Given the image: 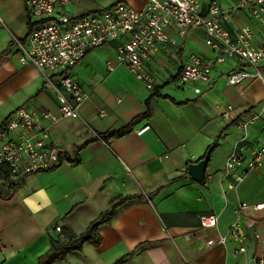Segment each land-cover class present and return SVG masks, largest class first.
<instances>
[{
    "label": "crops",
    "instance_id": "crops-1",
    "mask_svg": "<svg viewBox=\"0 0 264 264\" xmlns=\"http://www.w3.org/2000/svg\"><path fill=\"white\" fill-rule=\"evenodd\" d=\"M118 0H69L64 12L71 16L105 9ZM141 8L145 0H124ZM205 10L211 0H200ZM232 10L227 31L248 26L253 42L264 37V26L248 13L235 10V0H216ZM29 16L24 0H0V124L17 106L48 109L57 121L43 118L40 128L69 158L77 151V163L28 174L10 199L0 197V264H36L50 246V237L66 239L79 235L116 196L138 195L120 206L110 221L98 229L99 246L84 244L53 264H264V208L238 210L242 201L264 203V160L244 180L229 188L222 180L228 154L241 137L240 129L221 114L228 107L234 117L261 112L264 116V81L245 80L231 86L222 77L214 85L195 93L180 87L179 68L191 54L210 57L201 27L181 37L168 29L177 45L163 44L146 62L153 77L147 89L115 59L116 43L91 49L73 68V75L87 98L79 107V118L63 117L55 94L44 87L41 74L30 64L21 65L11 52V34L25 39ZM235 60L216 66L214 74L227 72ZM264 77V64L260 67ZM178 83V82H177ZM155 89V90H154ZM159 95H153V92ZM122 136H107L122 129L146 111ZM212 148L203 182L192 180L187 165L200 160ZM264 135L258 123L248 129V142L256 145ZM80 147L78 150L77 148ZM0 183H2L0 181ZM0 189L5 188L0 184ZM214 213L213 228L200 225L202 214ZM59 225V232L54 227ZM237 226V231L232 226ZM220 237L224 240L218 243ZM208 240L214 243L207 245Z\"/></svg>",
    "mask_w": 264,
    "mask_h": 264
},
{
    "label": "built area",
    "instance_id": "built-area-1",
    "mask_svg": "<svg viewBox=\"0 0 264 264\" xmlns=\"http://www.w3.org/2000/svg\"><path fill=\"white\" fill-rule=\"evenodd\" d=\"M69 0H24L30 28L25 39L11 34L10 50L17 55L21 65L30 64L41 74L44 87L55 94L61 116L79 118V107L87 95L73 75V68L93 48L116 43L115 59L147 89H153L155 77L148 73L145 64L163 44L177 45L168 29L184 37L189 29L201 27L205 31V44L214 54L202 57L191 54L176 74L180 87L201 93L214 85L217 78H224L231 86H240L245 80L264 77L260 67L264 64V37L253 42L250 27L242 26L233 32L223 24L232 20V10L211 0L204 11L200 0H145L137 9L124 0L111 6L84 14L71 16L64 12ZM235 10L246 12L264 26V0H235ZM228 60L237 63L219 76L216 66ZM226 122L235 123L241 137L225 159L222 180L230 177L229 188L241 183L247 173L257 169L264 160V135L256 145L248 142V129L258 123L264 131L261 112L246 117H234L231 107L221 114ZM57 121L48 109L35 110L17 106L0 124V175L9 173L13 178L40 171L52 170L67 162L63 150L49 139L42 130L41 120ZM252 207L262 210L264 203L242 201L238 210ZM200 225L213 228L217 224L214 213L202 214ZM233 225L232 230L237 231ZM54 230H61L59 225ZM220 237L218 243H222ZM214 243L208 240L207 245ZM4 246L0 243V252ZM263 263L264 259L258 260ZM182 264H189L183 260Z\"/></svg>",
    "mask_w": 264,
    "mask_h": 264
},
{
    "label": "trees",
    "instance_id": "trees-1",
    "mask_svg": "<svg viewBox=\"0 0 264 264\" xmlns=\"http://www.w3.org/2000/svg\"><path fill=\"white\" fill-rule=\"evenodd\" d=\"M30 25V24H29ZM30 28V26H29ZM176 78H170L168 82L174 80ZM155 90V89H154ZM153 95H159L158 92H153ZM146 111L135 116L131 122L122 129L114 130L109 132L108 134H103L102 138H106L107 136H122L128 131L131 130L132 126L139 120L147 117L150 114V106L149 100H146ZM221 135L216 137V140L212 143L211 147H216L218 141L221 139ZM80 147L77 148V150ZM62 158H65L66 161L70 163H77L79 158L76 154L73 158H69L65 153L61 154ZM28 175V174H27ZM20 176L17 178H13L9 173L0 175V183L5 190L0 189V197L3 199H10L15 194L16 189L20 188L24 183V178L27 176ZM143 196L141 194L138 195H127V196H116L110 199L109 208L105 211L101 212L95 219H93L85 228V230L79 235H74L72 233H66V239H58L50 237V246L46 252L41 254L38 257V261L36 264H53L56 261H63L66 259L67 255L72 252H80L84 246V244L89 243L90 245L97 247L101 242V237L98 234V229L100 226L110 223L114 215L116 214L118 208L122 206L124 203L132 201L134 199H140ZM129 255V254H128ZM128 255L120 258L116 261L115 264L121 262Z\"/></svg>",
    "mask_w": 264,
    "mask_h": 264
},
{
    "label": "water",
    "instance_id": "water-1",
    "mask_svg": "<svg viewBox=\"0 0 264 264\" xmlns=\"http://www.w3.org/2000/svg\"><path fill=\"white\" fill-rule=\"evenodd\" d=\"M212 147H209L205 152L204 156L195 163H190L187 165L188 176L196 181L203 182L205 178V168L210 160Z\"/></svg>",
    "mask_w": 264,
    "mask_h": 264
},
{
    "label": "rangeland",
    "instance_id": "rangeland-1",
    "mask_svg": "<svg viewBox=\"0 0 264 264\" xmlns=\"http://www.w3.org/2000/svg\"><path fill=\"white\" fill-rule=\"evenodd\" d=\"M174 83L178 84L176 81H174Z\"/></svg>",
    "mask_w": 264,
    "mask_h": 264
}]
</instances>
